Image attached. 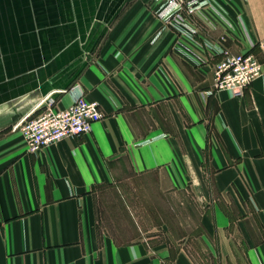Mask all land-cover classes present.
<instances>
[{
	"label": "crops",
	"instance_id": "1",
	"mask_svg": "<svg viewBox=\"0 0 264 264\" xmlns=\"http://www.w3.org/2000/svg\"><path fill=\"white\" fill-rule=\"evenodd\" d=\"M162 4L0 0V264H264V75L216 92L208 47L264 65V0L183 12L190 37ZM75 85L102 119L28 153L12 125Z\"/></svg>",
	"mask_w": 264,
	"mask_h": 264
},
{
	"label": "built area",
	"instance_id": "2",
	"mask_svg": "<svg viewBox=\"0 0 264 264\" xmlns=\"http://www.w3.org/2000/svg\"><path fill=\"white\" fill-rule=\"evenodd\" d=\"M163 2L158 16L176 32L188 35L196 30L182 16L193 13L202 6H211V0H156ZM227 35L208 44L216 49L221 59L214 69V91L228 92L233 97H242L245 89L264 75V65L252 53L233 54L223 46ZM70 105L64 109L54 106V99L44 98L29 113L12 125L11 130L20 135L25 149L37 153L65 138L80 137L91 131L92 125L102 119L103 113L96 101H88L78 85L69 89Z\"/></svg>",
	"mask_w": 264,
	"mask_h": 264
},
{
	"label": "rangeland",
	"instance_id": "3",
	"mask_svg": "<svg viewBox=\"0 0 264 264\" xmlns=\"http://www.w3.org/2000/svg\"><path fill=\"white\" fill-rule=\"evenodd\" d=\"M192 217L193 218H196L197 217V210L195 208L192 210Z\"/></svg>",
	"mask_w": 264,
	"mask_h": 264
}]
</instances>
